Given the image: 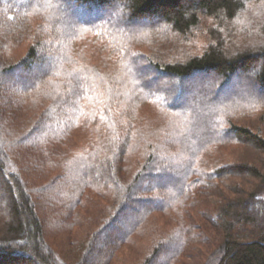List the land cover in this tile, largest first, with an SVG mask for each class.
Segmentation results:
<instances>
[{
    "label": "trees",
    "instance_id": "obj_1",
    "mask_svg": "<svg viewBox=\"0 0 264 264\" xmlns=\"http://www.w3.org/2000/svg\"><path fill=\"white\" fill-rule=\"evenodd\" d=\"M11 12L32 39L19 59ZM0 24V264H113L136 244L134 264H177L206 228L203 264H264V126L224 118L264 105V0H3ZM234 143L263 156L208 158Z\"/></svg>",
    "mask_w": 264,
    "mask_h": 264
},
{
    "label": "rangeland",
    "instance_id": "obj_2",
    "mask_svg": "<svg viewBox=\"0 0 264 264\" xmlns=\"http://www.w3.org/2000/svg\"><path fill=\"white\" fill-rule=\"evenodd\" d=\"M3 1V0H0ZM261 8H256L253 11L254 13H259ZM38 17H36V19L33 21V24H37V23H41V21L39 19H37ZM7 19L11 20L12 22H15L16 24H18V27L15 29L16 33H13V35H10L11 37H8L5 41L2 40V42H4V53L6 54V57L8 59H19L20 57H22L28 48V40H32L30 39V35L28 33V22L26 21V17H24V15H16V13H9V15H7ZM31 22V21H30ZM22 26H21V25ZM32 24V22L30 23ZM21 26V27H19ZM19 28V29H18ZM44 28L46 31H49L51 33H53L55 35V31L54 29H52V27H50V23H44ZM5 29L4 25L0 24V30ZM98 32V31H96ZM5 37V34L3 35ZM33 36V35H32ZM85 36V35H84ZM14 37V38H13ZM96 36L93 37H86L83 42H80L79 40H75L73 42L74 45L72 44V53L73 55L78 54L77 52H75L77 50V48L79 46H83V44H85L86 46H91L93 39H95ZM99 40V39H98ZM90 41V42H89ZM256 42H260V39H255ZM1 42V41H0ZM80 42V43H78ZM103 51H97L95 56H92V62L96 61L99 62L103 65L109 66L114 62V59L112 57H110V55L108 53L111 52V50L108 52L104 47L102 48ZM144 49L146 50V47H144ZM4 54V55H5ZM80 54V53H79ZM49 55H46V57L44 59L49 60L50 58H48ZM81 58H78V61H80ZM50 61V60H49ZM34 66H32V68H34ZM16 76V75H15ZM243 79L240 80L241 84H246V87L248 88L249 86L253 85V87L256 89H258V83H257V79L255 77L254 72L252 73H245L243 74ZM200 76H196V78H199ZM217 77L216 73L212 72L209 74H205L204 79L203 80H210V78H214ZM149 80H151V82L154 84V87H158L159 85H161V82L156 81V78L154 77H147ZM237 78V77H236ZM239 81V79H238ZM194 81H190L185 83V87L189 88L190 90H194L196 89V84L192 83ZM230 92V91H229ZM221 95H226V93L228 92H224L223 90H220L218 92ZM235 93H243L241 90V87H236L235 88ZM190 96H188L187 94H184L182 96L183 100L182 104L186 105L188 103V99ZM196 97V96H194ZM198 102V109L204 113V111H207L208 109H210L212 106L211 104L207 101V100H199ZM152 108V106L150 104L143 106L142 112H148L150 109ZM233 109V108H232ZM229 116V117H228ZM154 118V121L156 122V111H153V116H151ZM159 117V116H158ZM232 118L236 123H240V124H251L253 126H264V105L261 106V104L251 107V106H240L239 108L233 109L232 110H228L226 113H224V118ZM158 119V118H157ZM264 128V127H263ZM170 129V126H169ZM216 152L213 153L210 157L211 161H216V162H228V161H232L234 159H240L242 157H252V156H263L261 153H259L257 150H254L252 148L249 147H245L242 145L237 146L235 143L234 144H227V145H223L218 147L217 149H215ZM240 182L241 179L239 178H235L234 181L237 180ZM155 180H160L159 177H156ZM237 181V182H238ZM6 196V192L2 191V188L0 187V201L1 199H3ZM212 197V196H210ZM217 199H219L218 197H212L211 200L212 201H216ZM54 221L55 219H51L49 221V225L47 227L48 229V233H47V242L48 244L52 247L57 249V251L61 250L62 246H65V244H67V242L63 241L62 237L59 236V239H57V237H54V232L57 229V226H54ZM199 224H205V221L199 220ZM207 230H205L203 232V234L206 236V238H209L210 236V243L209 244H200V243H192L191 245H189V248L187 250V252L184 254L183 259L178 262L177 264H203L208 253L210 252L212 246L215 243V240H217V236L215 233H213V231L211 229L206 228ZM203 231V230H202ZM201 231V232H202ZM51 234V236H50ZM207 234V235H206ZM106 236H103L100 239V243L98 244V249H102L103 246V242L106 241ZM214 238V239H213ZM212 241V242H211ZM146 247V245L144 244H136L135 246L129 247V248H124V251H120L119 252V256L118 258L115 260V262L113 264H134V261L132 262V260L134 259L133 256H135L136 254L140 253L143 251V248ZM15 264V263H12Z\"/></svg>",
    "mask_w": 264,
    "mask_h": 264
}]
</instances>
